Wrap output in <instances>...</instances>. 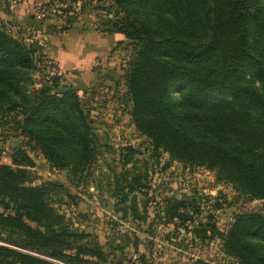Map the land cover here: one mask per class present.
Here are the masks:
<instances>
[{"label":"trees","instance_id":"trees-1","mask_svg":"<svg viewBox=\"0 0 264 264\" xmlns=\"http://www.w3.org/2000/svg\"><path fill=\"white\" fill-rule=\"evenodd\" d=\"M262 1L113 0L116 10L105 32L123 34L135 45L124 74L129 115L154 151L205 167L217 181L264 203ZM40 49L0 24V107L19 110L20 135L52 169L82 176L96 160L97 139L78 95L51 93L56 80L33 98L22 94L16 99L17 77ZM33 165L22 148L11 165L0 164V264H53L24 251L65 264L84 262L80 254L97 256L76 245L77 234H68L65 215L54 207L72 201L68 189L53 182L34 185L26 169ZM140 188L138 178L124 188L116 180L114 197L124 203ZM189 207H198L194 198L167 199V223L190 221ZM207 221L195 231L203 237L211 232L227 256L238 264H264L263 214H237L223 233Z\"/></svg>","mask_w":264,"mask_h":264},{"label":"rangeland","instance_id":"rangeland-1","mask_svg":"<svg viewBox=\"0 0 264 264\" xmlns=\"http://www.w3.org/2000/svg\"><path fill=\"white\" fill-rule=\"evenodd\" d=\"M114 9L113 0H0L3 28L33 49L41 48L34 53L31 66L17 77L20 93L16 99L22 94L33 98L56 80L51 93L62 87L76 93L89 113L97 139L96 160L82 176L52 169L20 135L19 110L7 111L6 105L0 107V138L10 145L11 160L16 149H26L34 164L26 168L34 185L53 182L72 195V201L54 207L65 215L68 234H77L76 245L97 255L80 254L85 260L80 264H238L225 254L221 241L211 232L203 237L195 230L210 218L223 233L237 214L264 215V203L225 181H217L215 172L205 167L190 166L160 150L155 152L150 140L136 130L124 85L135 45L123 34L105 32ZM155 12L162 17L172 15ZM93 53L97 56L90 63ZM61 56L81 66L71 68L59 60ZM43 58L58 65L60 76L52 82L46 81L38 67ZM202 134L208 136V132ZM136 178L140 190L130 193L126 202H119L113 193L115 181L124 188ZM171 198L196 200L198 207L188 208L190 221L167 223L164 211ZM24 252L53 264H65Z\"/></svg>","mask_w":264,"mask_h":264},{"label":"built area","instance_id":"built-area-1","mask_svg":"<svg viewBox=\"0 0 264 264\" xmlns=\"http://www.w3.org/2000/svg\"><path fill=\"white\" fill-rule=\"evenodd\" d=\"M38 67L43 72L47 82H52L54 79H57L60 76L58 65L52 59L43 58L38 64ZM8 161H10L11 165L10 145L2 138H0V162L5 163Z\"/></svg>","mask_w":264,"mask_h":264},{"label":"crops","instance_id":"crops-1","mask_svg":"<svg viewBox=\"0 0 264 264\" xmlns=\"http://www.w3.org/2000/svg\"><path fill=\"white\" fill-rule=\"evenodd\" d=\"M116 36L117 37H115V38H118V34H116ZM96 56H97V54L96 53H93L92 54V56H91V60H90V63H91V61L94 59V58H96ZM59 60H63V61H65L68 65H69V67H71V68H75L76 66L77 67H80L81 65H76L74 62H71L70 60H69V58L67 57V56H65V57H63V56H61V57H59ZM90 63H89V65H90ZM73 66V67H72ZM1 164H7V165H10V161H8V162H0Z\"/></svg>","mask_w":264,"mask_h":264},{"label":"water","instance_id":"water-1","mask_svg":"<svg viewBox=\"0 0 264 264\" xmlns=\"http://www.w3.org/2000/svg\"><path fill=\"white\" fill-rule=\"evenodd\" d=\"M66 91V88H60V89H58V91H57V93L58 94H61L62 92H65Z\"/></svg>","mask_w":264,"mask_h":264}]
</instances>
